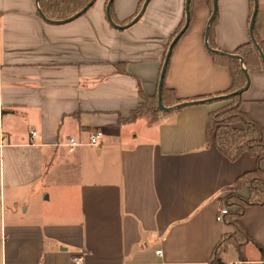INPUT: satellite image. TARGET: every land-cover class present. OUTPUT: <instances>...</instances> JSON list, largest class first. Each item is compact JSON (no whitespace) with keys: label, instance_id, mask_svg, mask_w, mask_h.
<instances>
[{"label":"crops","instance_id":"obj_1","mask_svg":"<svg viewBox=\"0 0 264 264\" xmlns=\"http://www.w3.org/2000/svg\"><path fill=\"white\" fill-rule=\"evenodd\" d=\"M140 1L112 0L111 18L129 23ZM216 1L211 45L233 53L250 37L254 0ZM256 1L253 30L264 41V0ZM190 2L163 77L180 102L232 84L204 44L212 1ZM147 3L136 22L116 28L105 0L64 23L44 21L34 0H0V152L9 161L0 175V264H207L232 231L217 220L220 199L256 162L247 152L230 160L205 140L223 98L123 120L142 94L156 95L184 19L185 0ZM247 73L239 108L264 139V68ZM97 130L98 145H90ZM67 137L82 145L69 151ZM237 221L249 238L238 261L264 264L256 246L264 248V206H246Z\"/></svg>","mask_w":264,"mask_h":264},{"label":"trees","instance_id":"obj_2","mask_svg":"<svg viewBox=\"0 0 264 264\" xmlns=\"http://www.w3.org/2000/svg\"><path fill=\"white\" fill-rule=\"evenodd\" d=\"M89 1L90 0H38V6L47 18L63 20V18L77 13L81 8L86 6ZM190 1L191 0H189V2ZM141 2L142 0L140 3ZM106 3L107 0H105V4ZM251 3L253 4L254 2L251 1ZM252 4L251 9H253L252 7L254 5ZM112 5L111 2V14ZM216 20L217 17L215 13L214 19L209 27L208 35V44L211 48H213L211 40L214 36L213 29ZM184 22L185 18L173 30L169 42L182 28ZM254 35L264 55V41L257 38L255 31ZM233 52L239 54L243 58L246 70L264 68V62L260 59L259 52L256 46L253 45L250 37L247 42L238 45ZM210 53L216 63L224 64L229 68L232 78L231 86L219 93L228 94L244 86L246 78H244L243 70L238 59L230 58L221 53ZM161 95L164 105L181 101L173 95L172 90L164 86V82ZM226 99L229 100L226 104L209 113L205 140H207V143H214L219 152L227 156L230 160H236L241 153L247 152L255 157L256 163L252 171L239 175L232 185L228 187V189L232 188L235 191L246 187L248 189L247 195L229 194L227 197L220 199V209L226 208V212L222 215L223 221L232 228V231L226 232L221 236L214 246L207 264H224L223 254L227 251L229 245L235 248L239 259L245 260L244 251L241 246L246 241H249V238L245 235L237 219L243 213L246 206H264V139L262 137L261 127L239 108L241 94H235L226 97ZM161 111L162 110L158 108L157 95L149 96L142 94L141 101L138 103L137 107L131 110L127 119L123 120H132L142 116L144 113L150 114L152 120H155ZM120 121H122V119ZM256 246H258L261 253L264 252L262 246L258 244H256Z\"/></svg>","mask_w":264,"mask_h":264},{"label":"water","instance_id":"obj_3","mask_svg":"<svg viewBox=\"0 0 264 264\" xmlns=\"http://www.w3.org/2000/svg\"><path fill=\"white\" fill-rule=\"evenodd\" d=\"M95 0H90L86 6H84L83 8H81L77 13H75L74 15H71L67 18H63V20H53V19H50V18H47L44 13L41 11L40 7L38 6V0H34L35 2V5L37 6V9H38V12L41 16V18L44 20V21H51V22H56V23H64V21H69V20H72V19H75L77 17H79V15H81L83 12H85L88 8H90L92 6V4L94 3ZM212 1V10H211V13L209 15V18H208V21L206 23V26H205V48L208 49V51L210 52H213V53H221V54H224L230 58H236L238 59V61L240 62L241 64V67H242V70H243V74H244V78H246V82L244 84V86H242L241 88L239 89H236L234 90L233 92L231 93H228V94H224V95H219V96H215V97H211V98H207V99H219V98H225V97H229V96H232V95H235V94H241L244 90L247 89L249 83H250V77H248V73H247V70L245 68V65H244V62H243V58L237 54V53H228V52H225V51H222L220 49L216 50L214 48H211L208 44V35H209V27H210V24L212 22V20L214 19V16H215V13L217 11V1L216 0H211ZM111 2L112 0H108L107 1V5H106V8H105V17H106V20H108V23L111 24L112 26L116 27V28H122V27H125V26H128L130 24H133L134 22H136L138 20V18L141 16V14L144 12L146 6H147V2L148 0H143V4L139 10V12L132 18V20L129 22V23H126L125 25H118L114 22V20L111 18V13H110V7H111ZM189 6H190V2L189 0H185V12H184V18H185V22L182 26V28L177 32V34L172 38L171 42L169 43L168 47H167V51H166V54L164 56V59H163V62H162V67H161V71H160V74H159V78H158V86H157V93L156 95L158 96V108L160 110H163V111H169V110H173V108H178V107H182V106H185V105H188L189 103H194V102H204V100H207V99H204V100H191L189 102H179V103H176V104H173V106H165L162 102V95H161V91H162V87H163V77H164V74H165V70H166V67H167V62H168V59L171 55V52H172V46L174 45V43L177 41V39L183 34V31L186 29L188 23H189V20H190V12H189ZM256 9H257V1L254 0V5H253V9H252V12H251V18H250V21H249V25H248V31H249V36H250V39L253 43L254 46H256L258 52H259V56H260V59L262 60V62H264V55L261 51V47L258 45L256 39H255V35H254V31H253V25H254V20H255V12H256Z\"/></svg>","mask_w":264,"mask_h":264},{"label":"rangeland","instance_id":"obj_4","mask_svg":"<svg viewBox=\"0 0 264 264\" xmlns=\"http://www.w3.org/2000/svg\"><path fill=\"white\" fill-rule=\"evenodd\" d=\"M222 95H224V94H222ZM223 100H224L225 104L229 101V100L226 99V97L223 98ZM224 103H223V105H224ZM219 108H220V106H219ZM7 163H9V161H7L6 156H4V154H2V152H0V175L2 173V170L4 168L6 169ZM1 176H0V179H1ZM239 193H240L239 190L235 191L234 189L230 188V189L225 190V192L223 193V197L222 198L227 197L229 194L235 195V194H239ZM17 203L18 204H15L14 206L18 210V212H20L19 201H17ZM24 208H25V206H23L21 210H23ZM229 249H235V248L232 247L231 245L228 246L227 251L223 254L224 264H228L230 262L232 263L233 261L240 262V261H238L239 260L238 257L232 252V250L229 251Z\"/></svg>","mask_w":264,"mask_h":264},{"label":"built area","instance_id":"obj_5","mask_svg":"<svg viewBox=\"0 0 264 264\" xmlns=\"http://www.w3.org/2000/svg\"><path fill=\"white\" fill-rule=\"evenodd\" d=\"M32 134L34 135L35 132H32ZM100 135H101L100 130H97L95 132L90 133L88 140H87V143H89L90 145L97 146ZM61 144L66 146L69 151L75 149L77 146L82 145V143L79 140L74 139L72 137H67ZM225 212H226V208H222L219 210L218 214L216 215L218 221H223L222 215ZM157 253L160 254L161 250H158ZM228 264H240V262L239 263H228Z\"/></svg>","mask_w":264,"mask_h":264}]
</instances>
